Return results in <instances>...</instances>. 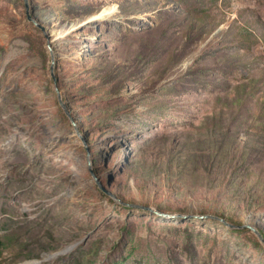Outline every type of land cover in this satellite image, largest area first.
<instances>
[{
	"label": "rangeland",
	"instance_id": "374dc122",
	"mask_svg": "<svg viewBox=\"0 0 264 264\" xmlns=\"http://www.w3.org/2000/svg\"><path fill=\"white\" fill-rule=\"evenodd\" d=\"M26 1L0 0V264H264V0Z\"/></svg>",
	"mask_w": 264,
	"mask_h": 264
},
{
	"label": "water",
	"instance_id": "95a60500",
	"mask_svg": "<svg viewBox=\"0 0 264 264\" xmlns=\"http://www.w3.org/2000/svg\"><path fill=\"white\" fill-rule=\"evenodd\" d=\"M25 4H26L25 6H26V11H27V18L29 20H33L31 18V16L29 15V13H28V10H27L28 4H27L26 0H25ZM35 23H37V22L35 21ZM45 34H46L47 38H49V34L47 32ZM49 48H50V46H49ZM54 80H55V78H54ZM55 91H56L57 98H58L60 104H62L61 94H60V91L57 89V87L55 88ZM155 212L158 213V214H161L162 216H167V217L173 216V215L165 213V212H159V211H155ZM200 217H202V215H200ZM245 226H247L250 230H252L255 233V235L258 237V239L264 244V236H263L262 232L256 226L251 225V224H245ZM72 246L73 245H69L67 248H65L64 250L59 251L58 253L65 252V251L69 250Z\"/></svg>",
	"mask_w": 264,
	"mask_h": 264
},
{
	"label": "bare ground",
	"instance_id": "6f19581e",
	"mask_svg": "<svg viewBox=\"0 0 264 264\" xmlns=\"http://www.w3.org/2000/svg\"><path fill=\"white\" fill-rule=\"evenodd\" d=\"M55 31H52V33H54ZM29 264H33V263H29Z\"/></svg>",
	"mask_w": 264,
	"mask_h": 264
},
{
	"label": "trees",
	"instance_id": "16d2710c",
	"mask_svg": "<svg viewBox=\"0 0 264 264\" xmlns=\"http://www.w3.org/2000/svg\"><path fill=\"white\" fill-rule=\"evenodd\" d=\"M262 234H263V236H264V232L262 231Z\"/></svg>",
	"mask_w": 264,
	"mask_h": 264
}]
</instances>
